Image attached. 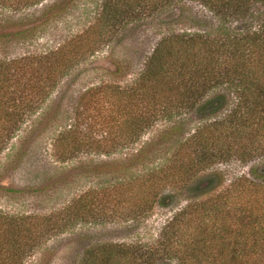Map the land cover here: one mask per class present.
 <instances>
[{"label":"trees","instance_id":"trees-1","mask_svg":"<svg viewBox=\"0 0 264 264\" xmlns=\"http://www.w3.org/2000/svg\"><path fill=\"white\" fill-rule=\"evenodd\" d=\"M58 1L45 11L54 12ZM171 10H178L173 21L187 28L162 31L131 82L88 90L91 99L98 93L107 101V130L117 133L89 145L109 153L134 143L157 120L169 121L127 159L107 166L126 172L115 186L127 203L126 218L146 219L154 206H170L180 195L187 200L155 237L97 243L85 258L88 264H264V171L239 175L200 198L222 184L219 166L264 156V0H104L79 35L43 52L12 57L3 50L33 30L0 23V154L75 58L101 48L105 38L109 45L117 31L131 30L139 19L164 18ZM115 66L119 73L122 64ZM77 129L73 123L58 132L54 153L75 147ZM154 156L157 163L143 170ZM138 166L140 173H127ZM90 201L83 195L65 206L60 227L56 215L0 211V264H22L44 235L90 212Z\"/></svg>","mask_w":264,"mask_h":264},{"label":"rangeland","instance_id":"rangeland-1","mask_svg":"<svg viewBox=\"0 0 264 264\" xmlns=\"http://www.w3.org/2000/svg\"><path fill=\"white\" fill-rule=\"evenodd\" d=\"M53 1L43 0L30 6L28 0H0L1 24L12 29L29 27L33 30L26 40H13L2 54L12 57L43 52L66 43L95 21L104 2L56 0V10L45 11ZM177 13L178 10H171L164 18L156 15L139 19L131 30L117 31L109 45L105 38L101 48L85 50L58 77L48 97L0 154V187L19 190L10 192L0 188L2 213L33 217L56 215L52 218L59 219L57 226L60 227L64 226L62 218L67 217L62 210L65 206L83 195L91 197L90 202L94 201L90 212L69 219L71 222L62 230L57 228L44 235L22 264H88L85 254L89 246L105 241L151 239L187 200L180 195L170 206H154L146 219L126 218L127 203L119 195L122 190L115 188L118 181L126 179V172L120 165L107 166L127 159L169 125V121L157 120L134 143L109 153L89 145L91 139H107V135L117 138L113 137L117 133L111 130L109 134L107 130V101H101L100 95L95 93L98 99L95 102L87 94L88 90L96 88L100 92V86L131 82L142 66L144 55L162 31L187 28V24L173 21L172 16ZM117 62L122 64L119 73L115 70ZM187 119L190 126L193 118ZM73 123L78 126L75 147L57 155L53 151V139ZM16 151L21 154L10 162ZM157 161L154 156L144 169L138 166L127 173L138 174ZM256 168L264 171V156L246 163L219 166L224 173L222 184L200 198L224 189L239 175L251 176Z\"/></svg>","mask_w":264,"mask_h":264}]
</instances>
